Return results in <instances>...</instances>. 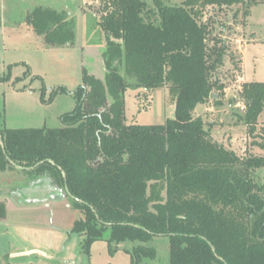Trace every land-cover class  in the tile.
Here are the masks:
<instances>
[{"label": "trees", "instance_id": "16d2710c", "mask_svg": "<svg viewBox=\"0 0 264 264\" xmlns=\"http://www.w3.org/2000/svg\"><path fill=\"white\" fill-rule=\"evenodd\" d=\"M102 1L105 81L83 73L75 109L58 129L6 128L0 112V173L18 169L67 188L83 213L72 232L84 237L87 254L99 240L111 254L136 242L131 262L146 264L157 256L148 243L164 235L170 264H264V180L254 177L264 157L241 158L194 116L198 105L224 91L212 78L226 50H209L207 9L243 6L249 16L258 0H177L173 6L153 0L155 10L148 11L143 0ZM2 21L0 0V27ZM27 22L49 46L75 38L65 12L38 6ZM160 88L174 97L175 117L160 125L128 124L127 90ZM242 89L246 109L239 120L252 131L264 111V82H245Z\"/></svg>", "mask_w": 264, "mask_h": 264}, {"label": "rangeland", "instance_id": "374dc122", "mask_svg": "<svg viewBox=\"0 0 264 264\" xmlns=\"http://www.w3.org/2000/svg\"><path fill=\"white\" fill-rule=\"evenodd\" d=\"M147 10H155L153 0H143ZM174 5L177 0H164ZM5 25L0 27V112L4 126L11 129L63 126L62 116L76 106L74 91L83 84L87 72L105 81L107 67L103 54L107 48L98 21L104 15L102 0H5ZM38 6L65 12L75 38L63 46H49L27 18ZM248 7H210L205 13L211 22L209 46L224 47L223 64L214 72L213 81L224 86L204 106L194 112L210 131L212 138L243 159L264 157V111L254 130L239 120L245 103L241 97L245 82H264V0ZM63 89L65 91H63ZM128 124L160 125L175 117V99L166 88L145 92L129 89L126 93ZM236 140V141H234ZM259 184L264 168L254 172ZM28 174L15 169L0 173V189L6 195L19 190ZM25 186V185H24ZM5 216L0 214V260L3 264H132L131 251L138 243L119 244L110 253L106 240L96 241L87 254L84 237L72 232L83 213L68 196L42 213L17 210L11 197L0 196ZM9 209V210H8ZM27 225L29 227L26 229ZM31 226V227H30ZM168 236L154 237L148 244L157 251L149 264H170ZM115 246V245H114Z\"/></svg>", "mask_w": 264, "mask_h": 264}, {"label": "flooded vegetation", "instance_id": "af4514ba", "mask_svg": "<svg viewBox=\"0 0 264 264\" xmlns=\"http://www.w3.org/2000/svg\"><path fill=\"white\" fill-rule=\"evenodd\" d=\"M25 185V186H24ZM19 190H16V194L22 198L34 196V197H52L55 194L54 189H63L59 187L52 179L43 177V179L32 180L28 178L26 183L18 184ZM65 190V189H64ZM6 191L0 189V196H6Z\"/></svg>", "mask_w": 264, "mask_h": 264}, {"label": "water", "instance_id": "95a60500", "mask_svg": "<svg viewBox=\"0 0 264 264\" xmlns=\"http://www.w3.org/2000/svg\"><path fill=\"white\" fill-rule=\"evenodd\" d=\"M215 95L213 94L212 97H214ZM0 143L2 145V136L0 134ZM55 194L52 195V197H43V198H39V197H34V196H30V197H26V198H22L19 195L16 194V191L14 193H11L9 195H6L8 197H11V199L19 206H36V205H43V204H49L52 202H60L63 201L65 199H67L68 195V190L67 188L64 189H58L55 188L54 189Z\"/></svg>", "mask_w": 264, "mask_h": 264}, {"label": "crops", "instance_id": "0c3cea01", "mask_svg": "<svg viewBox=\"0 0 264 264\" xmlns=\"http://www.w3.org/2000/svg\"><path fill=\"white\" fill-rule=\"evenodd\" d=\"M24 1H28V0H24ZM5 9H6V4H5V0H1V11H2V14H3V21H2V24L5 25V22H6V18L4 16L5 14ZM204 106V105H202ZM198 108V107H197ZM236 141V140H234ZM223 144V143H222ZM229 149L231 150H234L233 148H231L230 146H228ZM13 205L16 207L17 210H23L24 212L28 211L29 213H32V214H38V213H42L43 210H47L48 208H50L52 206V204H56V203H60V202H52V203H49V204H43V205H36V206H19L17 205L12 199H11ZM9 210V209H8ZM29 227V225H27L26 229ZM31 227V226H30Z\"/></svg>", "mask_w": 264, "mask_h": 264}, {"label": "built area", "instance_id": "2783aa9c", "mask_svg": "<svg viewBox=\"0 0 264 264\" xmlns=\"http://www.w3.org/2000/svg\"><path fill=\"white\" fill-rule=\"evenodd\" d=\"M241 109H242V111H244L246 109V106L242 107Z\"/></svg>", "mask_w": 264, "mask_h": 264}]
</instances>
